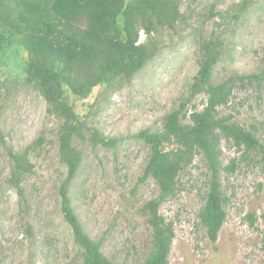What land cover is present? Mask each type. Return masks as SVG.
Masks as SVG:
<instances>
[{
	"label": "rangeland",
	"instance_id": "1",
	"mask_svg": "<svg viewBox=\"0 0 264 264\" xmlns=\"http://www.w3.org/2000/svg\"><path fill=\"white\" fill-rule=\"evenodd\" d=\"M180 3L186 20L175 32H164L163 50L130 83L113 90L97 86L88 98L70 100L79 114L88 115L90 127L107 137L124 138L116 148L93 146L88 132L85 140H75L84 162L72 187L73 204L86 231L101 240L114 264H144L150 250L152 230L141 208L158 197L159 188L152 178L139 181L150 148L131 135L146 128L161 130L164 117L188 94L201 57L199 33L225 39L227 51L216 68V82L234 74L259 75L237 82L219 115L254 130L264 144V0ZM245 3L247 10L232 19ZM18 52L3 63L7 81L0 90V126L16 149L30 147L35 168L22 182L27 199L22 205L7 183L9 159L0 156V264H83L60 209L58 188L66 176L59 157L60 122L47 113L43 96L16 73L19 56H27L26 51ZM204 98L197 99L200 108ZM221 150L223 165L236 159L238 166L233 172L221 170L227 217L219 238L212 242L200 223L209 171L198 156L182 174L177 193L160 206L175 230L169 264H264V154L260 149H238L225 138Z\"/></svg>",
	"mask_w": 264,
	"mask_h": 264
},
{
	"label": "trees",
	"instance_id": "2",
	"mask_svg": "<svg viewBox=\"0 0 264 264\" xmlns=\"http://www.w3.org/2000/svg\"><path fill=\"white\" fill-rule=\"evenodd\" d=\"M247 5L232 19L237 20ZM185 20L180 0H0V90L7 81L3 63L9 62L13 53L18 56V51H26L25 58L19 56L22 60L16 73L23 77L25 85L43 96L47 113L60 122L59 157L66 167V176L58 188L60 209L83 264L114 261L103 252L101 240L93 239L86 231L73 204L72 187L84 162L75 140H85L88 132L93 146L116 148L124 138L107 137L100 129L90 127L88 115L79 114L70 100L88 98L97 86L113 90L130 83L161 53L164 32H175ZM141 32L145 34L143 40ZM199 35L201 57L188 94L164 117L161 130L146 128L131 135L150 148L139 181L152 178L159 188L158 197L141 208L152 230L144 264H169L175 230L160 206L177 193L182 174L194 166L198 156L209 171L199 219L208 238L216 242L227 217L221 170L233 172L238 166L236 159L228 165L221 162V139L246 152L260 149L264 154V144L254 130L246 129L231 116L219 115V107L230 102L235 84L255 80L259 75L234 74L216 82V68L227 51L225 39L215 33L210 37ZM200 95L205 96L202 108L197 102ZM6 136L0 126V156L6 155L10 162L7 183L16 190L23 205L27 199L22 182L34 171L35 164L30 147L16 149ZM27 232L33 235L31 225Z\"/></svg>",
	"mask_w": 264,
	"mask_h": 264
}]
</instances>
